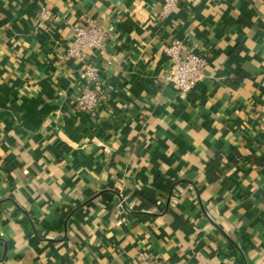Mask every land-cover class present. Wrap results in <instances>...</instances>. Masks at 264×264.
<instances>
[{"label":"crops","instance_id":"1","mask_svg":"<svg viewBox=\"0 0 264 264\" xmlns=\"http://www.w3.org/2000/svg\"><path fill=\"white\" fill-rule=\"evenodd\" d=\"M161 4L0 0V264H264V0ZM86 18L104 46L68 57ZM173 39L206 58L183 95Z\"/></svg>","mask_w":264,"mask_h":264},{"label":"built area","instance_id":"2","mask_svg":"<svg viewBox=\"0 0 264 264\" xmlns=\"http://www.w3.org/2000/svg\"><path fill=\"white\" fill-rule=\"evenodd\" d=\"M179 3V0H162L161 17H166ZM52 11L43 7L39 13L40 21L51 18ZM74 38L67 48L68 57H82V48L100 50L106 40V32L91 19H85L74 27ZM163 52L167 56L169 65L164 75V81L173 83L181 95L191 91L203 76L206 58L188 49L179 39H173L164 44ZM84 80L82 92L76 97L75 107L85 112H93L105 99L104 88L96 78V69L86 64L80 73ZM133 264H166L159 259L148 258L140 253Z\"/></svg>","mask_w":264,"mask_h":264},{"label":"trees","instance_id":"3","mask_svg":"<svg viewBox=\"0 0 264 264\" xmlns=\"http://www.w3.org/2000/svg\"><path fill=\"white\" fill-rule=\"evenodd\" d=\"M216 161H217V159H216L215 161H213V163H212L211 165H209V166L206 168V171H207V172H210V171L213 170V168H214V164L216 163Z\"/></svg>","mask_w":264,"mask_h":264}]
</instances>
